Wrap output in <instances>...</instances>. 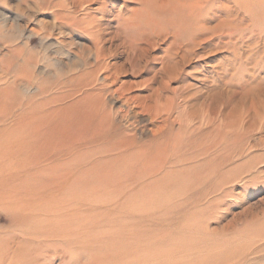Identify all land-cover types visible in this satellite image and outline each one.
<instances>
[{
  "label": "rangeland",
  "instance_id": "1",
  "mask_svg": "<svg viewBox=\"0 0 264 264\" xmlns=\"http://www.w3.org/2000/svg\"><path fill=\"white\" fill-rule=\"evenodd\" d=\"M173 1L0 0V264H264V0Z\"/></svg>",
  "mask_w": 264,
  "mask_h": 264
},
{
  "label": "bare ground",
  "instance_id": "2",
  "mask_svg": "<svg viewBox=\"0 0 264 264\" xmlns=\"http://www.w3.org/2000/svg\"><path fill=\"white\" fill-rule=\"evenodd\" d=\"M186 0H174L173 1V4H174V8H175V10L174 11H176V9L178 8V6H183V7H187V9H189V8H191V7H193V6H195V5H198V4H195V2L193 1L192 2V0H189L188 2L189 3H187V2H185ZM230 1H232V0H230ZM234 2H235V5L236 6H238V1L237 0H233ZM232 1V2H233ZM177 2V3H176ZM233 2V3H234ZM236 10V9H235ZM264 13V10H261L260 11V14H263ZM184 57H186V55L184 56ZM163 65H164V71L163 72H161V74L162 75H164L163 77H166V79H169V80H171V79H174L175 78V76H177V73L174 71V69H177V65H174L172 62H166V63H164L163 62ZM161 70V69H160ZM159 74V73H158ZM161 75V76H162ZM159 90V89H158ZM174 92H176V91H173L172 90V93L173 94H175ZM158 92H156V94H155V105L158 107L157 108V110L156 111H159L158 112V114L160 113V115H159V117L161 118V120H164V121H166V119H167V124H166V126H165V130H162L158 135H156V137H154V138H152V140L150 141V143H148L147 145H150V147H149V149L151 150V152L152 153H158L159 152V150L161 149H163L164 151H168L169 153H173V152H175L176 151V149L178 148L177 147V143H176V140H177V138H178V134H173V131H172V129H173V123H174V120L172 121V120H169V117H170V114H171V111H170V107L172 108V102L170 101V99L169 98H167L166 99V101H165V104H160V101H161V95H159V94H157ZM215 93H217V92H210V94H208L209 95V97L212 95V94H215ZM70 96V93H65L64 95H62V97H60V99H65V98H67V97H69ZM214 97V96H213ZM173 98V97H172ZM213 98H211V100H212ZM262 101V105H263V107H264V97H262V99L261 98H259V96H253V97H251V99H250V101L248 102V107H247V110H245V114L247 115V116H250V114H249V111L250 110H254L255 111V108H256V106L258 105V103L260 104V102ZM98 104V103H97ZM167 104H170L169 105V107H168V105ZM165 105H166V107H165ZM259 106V105H258ZM100 109L103 111V107L101 108L100 107ZM244 112V111H243ZM103 116L104 115H106L105 114V111H103V114H102ZM198 114H197V112H195V110L193 109V110H190V113L189 114H187V119H185L186 121H188V120H192V117H194V116H197ZM106 118V117H105ZM176 118V117H175ZM207 120H209V119H207ZM224 120L226 121V114H224ZM183 120L181 119V122H179V129H178V132H181V131H184L185 129H186V127H188V124H187V122L185 121V122H182ZM69 126H70V122H66ZM100 123V122H99ZM232 125L230 124L229 125V127H231ZM103 135V134H102ZM133 139V138H132ZM95 141V140H94ZM132 141V140H131ZM90 142H92V141H90ZM132 143V142H131ZM144 145V144H143ZM142 144L141 145H138V146H132V147H126L125 149H128L127 151H126V153L125 154H128V155H130V156H139V155H142L143 153H145L146 152V150L148 149V148H146V146H143ZM130 148H132V149H130ZM179 149V148H178ZM98 151L99 152H103L102 150H100V149H98ZM178 151V150H177ZM231 158V155L230 154H227L226 156H223L222 158H220L219 159V161H218V165H220V167H224V165L227 163V162H229V159ZM186 162L187 161H189V159H186L185 160ZM206 161V160H205ZM211 164L208 162V166H210ZM195 174H197L198 172H199V170H196L195 169ZM214 171H219L218 170V168L216 169V168H214V167H207L206 168V170H205V174L206 175H204V177L205 176H208V175H213V174H215L216 172H214ZM214 172V173H213ZM232 172V170L231 171H227V173L226 174H224V173H222V174H218L217 176V178H216V183H215V185L218 183H227V182H230V181H232L233 180V176L232 175H235V177H236V174L235 173H232V174H229V173H231ZM213 173V174H212ZM199 175H198V177L200 176L201 177V173L199 172L198 173ZM214 185V186H215ZM218 186V185H217ZM217 188V187H216ZM70 198H73V196H69V200H70ZM29 218V217H28ZM32 219V218H31ZM9 222V221H8ZM10 223V222H9ZM12 224V223H11ZM18 226V225H17ZM52 233H57L56 231H51ZM24 236V235H23ZM59 252V251H58ZM68 252V251H67ZM57 254H59V253H57ZM71 259H73V258H71ZM47 261V260H46ZM128 263H126V264H150V263H148L147 262V260H145V258L144 257H141V256H138V257H135V258H133V259H131V260H128L127 261ZM183 262V261H182ZM108 264V263H107ZM110 264V263H109ZM114 264H117V263H114Z\"/></svg>",
  "mask_w": 264,
  "mask_h": 264
}]
</instances>
